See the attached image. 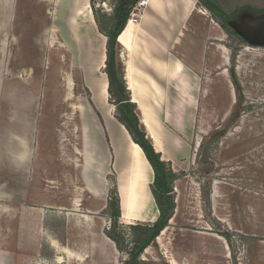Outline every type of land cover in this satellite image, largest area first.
I'll return each instance as SVG.
<instances>
[{
	"label": "crops",
	"instance_id": "obj_1",
	"mask_svg": "<svg viewBox=\"0 0 264 264\" xmlns=\"http://www.w3.org/2000/svg\"><path fill=\"white\" fill-rule=\"evenodd\" d=\"M198 1L147 0L140 14L130 16L117 36L124 85L136 105L139 123L154 151L172 166L180 155L185 158L190 155L193 159L185 137L193 135L195 127L189 130L185 125L193 116L197 119L204 107L201 95L208 70L203 58L185 52L183 37ZM50 2L49 19L55 36L59 27H63L69 36L75 33L81 39L79 67L90 99L101 112L109 162L103 166V176H98L96 190L90 189L84 180L85 163L80 176L83 190L92 200L102 202L99 208L95 206L97 209L83 206L86 200L79 191L70 198L69 204L58 202L57 192L50 185L58 165L51 163V157L47 158V148L41 139L48 134L44 133L47 128L43 126L42 111L43 84L48 73L43 71L33 32L42 33V0H0V264H19L11 240L15 241L21 264H71L73 260L92 264L84 262L91 253L92 261L100 264L107 256L115 255L119 250L106 234L111 226L108 211L111 191L119 200V225L152 224L159 214L149 186L154 180L153 169L141 147L132 141L126 128L106 106L107 37L98 28L89 0ZM26 13L32 21L30 30L33 32L29 33L33 34V40L29 38V47L25 49L22 40L25 39ZM90 31L95 40L89 43ZM94 66L98 69H94L95 74L91 76L88 70ZM71 87L70 82L66 83L65 96L71 95ZM207 93L204 90V95ZM65 116L66 123L70 117ZM212 130L204 134L209 136V144L212 136L218 137L215 136L217 129ZM60 131L67 134L68 129ZM56 147L54 150L60 148V152L66 153L63 145ZM199 147L202 149L200 142ZM71 149L75 152L73 145ZM70 164L69 172L66 166L61 167L66 175L75 167L72 156ZM71 190L74 191L73 187ZM96 219L100 223L94 230L91 227ZM13 223L17 225L15 239L8 233ZM58 225L65 226L64 242L57 237ZM71 232L77 233L79 238L70 239ZM81 232L95 233L97 239L88 240ZM84 247H91V251L84 252ZM30 256L36 258L30 260Z\"/></svg>",
	"mask_w": 264,
	"mask_h": 264
},
{
	"label": "rangeland",
	"instance_id": "obj_2",
	"mask_svg": "<svg viewBox=\"0 0 264 264\" xmlns=\"http://www.w3.org/2000/svg\"><path fill=\"white\" fill-rule=\"evenodd\" d=\"M50 1L42 0L41 35L38 30L36 33L30 30L32 21L26 13L25 39L22 40L26 49L29 38L33 40V34L36 36L43 71L48 73L43 84L42 110L43 126L47 128L44 133L48 134L41 139L47 148V158L51 157V163L58 165L56 174L52 172L54 182L50 185L57 192L58 202L69 204L70 198L79 191L86 200H83V206L97 209L102 201L92 200L83 190L80 170L85 163L84 180L90 189L96 190L98 176H103V166L109 162L101 112L90 99L79 67L81 39L75 33L73 37L69 36L63 27H59L55 36L49 19ZM206 1L197 2V9L183 36L185 52L203 58L208 70L203 78L205 88L201 95L204 107L197 119L193 116L185 125L189 130L195 127L194 134L185 137L193 159L190 155L186 158L180 155L174 166L165 162L164 167L175 176L169 193V201L174 203L173 214L164 232L140 254L137 264H264V45L246 43L228 25V20L243 10L263 11L264 0H213L220 5L224 13L222 18L205 7ZM116 5L117 0H89L93 17L107 30L115 26ZM134 13L139 14V11ZM94 36L90 31L89 43L95 40ZM100 38L105 41L104 37ZM94 69L98 67L88 70L91 76L95 74ZM69 82L72 93L67 97L66 83ZM115 86L108 91L106 106L116 119H120L122 104ZM204 90L208 91L206 95ZM65 114L70 117L66 123ZM214 128L218 137L212 136L209 144L210 138L204 134L212 129L215 131ZM65 129H68L67 134H62L60 130ZM60 145L66 153L57 149ZM55 146L57 150H54ZM71 156L75 167L66 175L61 167L66 166L69 172ZM149 186L150 190L158 191L153 180ZM113 193L111 191V196ZM105 219L108 226L107 215ZM98 222L100 220L96 219L91 228L95 230ZM128 226L119 225L117 230L122 239L121 250L107 256L100 264H124L129 259L134 246L130 242ZM9 228L8 233L15 239L16 223L10 224ZM64 234L65 226L58 225L57 237L63 242ZM69 234L70 239L79 238L77 233ZM83 235L91 241L97 239L92 232ZM13 241L9 243L21 264ZM90 248L84 247V252ZM92 255L84 262L96 264ZM71 264H83V261L76 263L73 260Z\"/></svg>",
	"mask_w": 264,
	"mask_h": 264
},
{
	"label": "trees",
	"instance_id": "obj_3",
	"mask_svg": "<svg viewBox=\"0 0 264 264\" xmlns=\"http://www.w3.org/2000/svg\"><path fill=\"white\" fill-rule=\"evenodd\" d=\"M137 1L138 0H117V5L114 8L116 17L115 26L112 30L110 28L108 30L102 28L99 22L96 21L98 22L97 25L100 32L104 33L107 37L105 72L107 73L109 82L108 91L110 92V89H112V86L115 84L116 90L119 92L120 96L119 102L122 104L120 108L122 117L117 119L126 128L132 141L138 144L143 150L153 169V181L157 185L158 190L156 191L151 188V193L159 212L157 219L152 224L135 223L128 226L131 237L130 242L134 246V249L129 253L130 257L124 262V264L138 263L137 260L140 254L147 246L155 242L156 237L167 226L174 210L173 201H169L171 199L169 193L171 192V183L175 176L164 167L165 161H162L160 159V154L154 151L150 141L146 138L144 129L139 123V118L135 112L136 105L131 101L129 93L124 85L122 66L116 49L117 36L124 28L126 21L129 18L131 7ZM205 7L215 14V16L220 18L224 16L220 5L213 0H207ZM223 26H225V24ZM108 211L111 218V226L106 231V234L114 241L117 249L120 251L123 244L122 239L117 232L119 227L118 218L120 216V210L118 196L115 192L108 202Z\"/></svg>",
	"mask_w": 264,
	"mask_h": 264
},
{
	"label": "water",
	"instance_id": "obj_4",
	"mask_svg": "<svg viewBox=\"0 0 264 264\" xmlns=\"http://www.w3.org/2000/svg\"><path fill=\"white\" fill-rule=\"evenodd\" d=\"M228 25L246 43L264 45V10L257 13L243 10L229 19Z\"/></svg>",
	"mask_w": 264,
	"mask_h": 264
},
{
	"label": "built area",
	"instance_id": "obj_5",
	"mask_svg": "<svg viewBox=\"0 0 264 264\" xmlns=\"http://www.w3.org/2000/svg\"><path fill=\"white\" fill-rule=\"evenodd\" d=\"M147 0H138L133 6H132V11L130 13L131 16H137L141 12V8L146 4ZM135 10L139 11L138 13H134Z\"/></svg>",
	"mask_w": 264,
	"mask_h": 264
},
{
	"label": "bare ground",
	"instance_id": "obj_6",
	"mask_svg": "<svg viewBox=\"0 0 264 264\" xmlns=\"http://www.w3.org/2000/svg\"><path fill=\"white\" fill-rule=\"evenodd\" d=\"M133 159H134V161H136V158H135V156L133 157Z\"/></svg>",
	"mask_w": 264,
	"mask_h": 264
},
{
	"label": "flooded vegetation",
	"instance_id": "obj_7",
	"mask_svg": "<svg viewBox=\"0 0 264 264\" xmlns=\"http://www.w3.org/2000/svg\"><path fill=\"white\" fill-rule=\"evenodd\" d=\"M233 31V30H232Z\"/></svg>",
	"mask_w": 264,
	"mask_h": 264
}]
</instances>
